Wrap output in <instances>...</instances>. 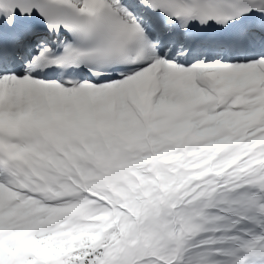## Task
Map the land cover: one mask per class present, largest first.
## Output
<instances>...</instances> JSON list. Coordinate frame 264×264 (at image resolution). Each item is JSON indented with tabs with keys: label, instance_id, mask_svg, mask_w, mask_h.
Segmentation results:
<instances>
[{
	"label": "snow or ice",
	"instance_id": "snow-or-ice-1",
	"mask_svg": "<svg viewBox=\"0 0 264 264\" xmlns=\"http://www.w3.org/2000/svg\"><path fill=\"white\" fill-rule=\"evenodd\" d=\"M0 264H264V0H0Z\"/></svg>",
	"mask_w": 264,
	"mask_h": 264
}]
</instances>
